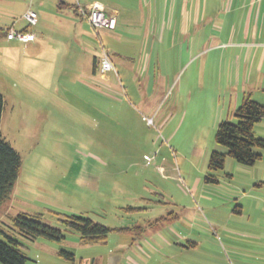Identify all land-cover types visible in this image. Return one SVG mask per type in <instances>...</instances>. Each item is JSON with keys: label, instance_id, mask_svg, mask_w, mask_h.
<instances>
[{"label": "rangeland", "instance_id": "1", "mask_svg": "<svg viewBox=\"0 0 264 264\" xmlns=\"http://www.w3.org/2000/svg\"><path fill=\"white\" fill-rule=\"evenodd\" d=\"M63 1L87 9L93 0H0V136L22 161L0 207V240H18L28 264H159L158 237L175 233L185 236L174 237L182 246L172 249L175 264H264V148H254L261 158L252 166L226 156L223 169L208 168L213 152L226 153L216 128L237 121L236 96L238 107L245 91V57L222 45L244 18L222 10L194 26L189 6L183 35V0H145L152 2L146 38L136 0H100L122 3L128 26L142 30L119 37L72 13L58 15ZM165 4L172 14L163 18ZM29 11L37 15L33 26L24 18ZM10 27L36 40L45 33L43 48L8 42ZM233 41L244 42V33ZM147 42L156 45L148 65ZM103 51L115 72L102 75L99 64L93 75L92 59ZM253 132L264 140V119ZM55 212L113 231L104 243L84 245ZM19 213L43 214L65 238L19 236L12 223ZM133 227L145 234L117 231Z\"/></svg>", "mask_w": 264, "mask_h": 264}, {"label": "trees", "instance_id": "2", "mask_svg": "<svg viewBox=\"0 0 264 264\" xmlns=\"http://www.w3.org/2000/svg\"><path fill=\"white\" fill-rule=\"evenodd\" d=\"M70 9L76 17H81L77 6H70ZM23 31H27V29ZM2 105L3 98L0 95V120ZM234 117L237 119L235 123L223 121L216 128V144L226 148V153L213 152L211 154L208 168L212 171L223 169L226 156L243 166H252L261 158L260 154L254 152V148H264V140L255 137L253 128L256 123L264 119V105L253 101L250 97H244L241 104L235 109ZM21 164L19 153L0 136V207L8 201L13 191ZM55 214L63 217L59 219L60 222L67 230L77 233L80 242L84 245L104 243L109 233L113 231V229L87 217L57 212ZM12 223L17 234L28 240L44 238L60 242L65 238L59 228L49 226L44 222L43 214L19 213L13 218ZM139 229L133 227L117 231L125 233L134 231L141 235L143 231ZM5 238L6 242L0 240V264H28L27 258L20 251L23 245L9 236H5ZM59 255L69 261L74 260L71 253L61 251Z\"/></svg>", "mask_w": 264, "mask_h": 264}, {"label": "crops", "instance_id": "3", "mask_svg": "<svg viewBox=\"0 0 264 264\" xmlns=\"http://www.w3.org/2000/svg\"><path fill=\"white\" fill-rule=\"evenodd\" d=\"M151 1L149 2V4H147L145 3V0H136L135 5L133 4V9H136L137 15L140 16L142 22H146L147 24V27L144 30L145 34L142 33V36L145 35V37L149 36V33H150L149 30L151 31L150 23L147 21L148 14L150 17L149 19L151 20L152 9L148 10V8H152ZM188 2L189 0H183V3L182 5H180V8H179L180 11L177 12L178 16L181 17L180 32L183 33V35H185V32H186V22H187L186 19L189 16V6L191 9L190 12H191L192 22L194 23V26L198 24L200 25L202 17H208V18L218 17L219 13H221L222 10L227 11L226 12L227 16H230L231 13H234V15L244 18L245 22H243V26H242L243 29L236 30L235 28L236 25L234 26L232 25V29L230 30V32H232V36H231L232 39L229 44H222V45H232L235 48H240L241 56L245 57V91L243 92L242 98L244 99V97H250L251 99H253L255 98V96H258L259 98H261V102H264V0H229L227 1L228 3L226 1H224L223 3L220 0L218 1L217 0H205L204 6L202 4L203 0H192V3L190 4ZM77 4L78 5L63 1L59 4L58 9H57L58 11H56V13L58 15H63L64 17H73L75 15L72 13V9H70V6L74 5L75 7L77 6V7L85 8V6L83 7L82 5H80L79 1H77ZM90 6L98 7L102 9L107 16H111L115 18V22H116L115 29L108 30L111 33H114V34L117 33L115 35L122 37L121 35L123 32H126L127 30H133V29L135 30V32H142V30L140 31V29H138V27L136 26L132 25L134 28H131L128 26L127 24L128 22L124 18V15L126 14L124 10L127 7L124 6L122 3L120 4V3L112 2L111 5H108V4L105 5V3L101 2L100 0H93L92 3H90L89 7ZM168 12H169V9H167V5L165 4L163 18L166 17V13L168 14ZM71 13L73 16L71 15ZM57 14H54L55 17H57ZM171 14L172 12L170 11V13L168 14V17H170ZM78 18L81 19L80 17ZM10 28L13 29L14 27H10ZM136 29H138V31ZM237 32L244 33V36H245L244 42L238 43V42L233 41L234 34H236ZM40 34L41 35L39 36V40L35 39L33 42H30V43L32 44L34 43L33 45L34 48L38 47L41 50L43 48V44L46 39V34L42 32H40ZM118 36H115V37L119 39ZM128 39H131V38H128ZM7 41L11 42L14 40H10V41L7 40ZM133 45L134 44H131V47ZM145 45H146L145 46L146 48L145 63L146 65H148V63L150 62V59L152 58L154 48L156 45L148 44V42ZM168 45H169V48L176 46V44H168ZM215 45L216 47L220 46L219 44H215ZM102 53L104 54L106 52L103 51ZM103 54H101L99 58L94 57V59H92L91 72L93 75H95L97 71V66H99L100 59L102 58ZM117 55L122 57V53H119ZM97 59H98V62H97ZM129 59L132 60L133 58H129ZM142 61L143 60H141V62ZM111 63L113 65L114 72H115L116 63H114L112 60H111ZM130 64L133 65L134 63H132L131 61ZM238 97L239 96L237 94L235 109L237 108ZM142 234L144 235L145 231ZM143 235H140V236H143ZM170 237L173 239V241L169 237H166L167 239L165 240L162 239V237H158L159 238L158 241L160 243L156 242L158 244L157 247L160 248V250L162 251L161 259L158 262L159 264H175L176 262L174 261V258L175 256H177L176 255L177 253L174 252L173 254L172 249L179 247L177 250L180 252L182 251V246L179 243L176 244V240H174V237L175 238L178 237L183 240V237L185 236L174 233ZM133 244H134V241H133ZM111 257L109 260L110 262H112Z\"/></svg>", "mask_w": 264, "mask_h": 264}, {"label": "built area", "instance_id": "4", "mask_svg": "<svg viewBox=\"0 0 264 264\" xmlns=\"http://www.w3.org/2000/svg\"><path fill=\"white\" fill-rule=\"evenodd\" d=\"M78 13L82 18H85L86 21L90 24L95 30L106 29L114 30L115 29V18L107 16L105 12L98 7H91L89 9L78 7ZM25 20L28 22L29 26H33L37 22V15L33 11H29L24 16ZM5 38L7 40H16L20 43L26 44L33 42L36 39L34 33L28 31H15L12 28L7 29L4 32ZM114 71L113 65L109 56L104 53L100 59V72L101 74H106L108 72Z\"/></svg>", "mask_w": 264, "mask_h": 264}]
</instances>
